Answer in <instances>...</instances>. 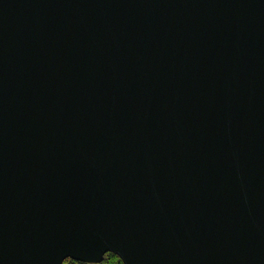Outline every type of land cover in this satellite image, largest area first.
<instances>
[{
	"label": "water",
	"instance_id": "1",
	"mask_svg": "<svg viewBox=\"0 0 264 264\" xmlns=\"http://www.w3.org/2000/svg\"><path fill=\"white\" fill-rule=\"evenodd\" d=\"M264 264V0H0V264Z\"/></svg>",
	"mask_w": 264,
	"mask_h": 264
},
{
	"label": "trees",
	"instance_id": "2",
	"mask_svg": "<svg viewBox=\"0 0 264 264\" xmlns=\"http://www.w3.org/2000/svg\"><path fill=\"white\" fill-rule=\"evenodd\" d=\"M64 264H91V263L68 258L65 260ZM98 264H124V262L118 255L112 252H108L105 255L103 261Z\"/></svg>",
	"mask_w": 264,
	"mask_h": 264
}]
</instances>
